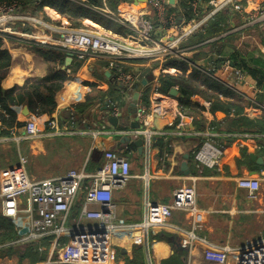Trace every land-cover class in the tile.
I'll list each match as a JSON object with an SVG mask.
<instances>
[{"label":"crops","instance_id":"1","mask_svg":"<svg viewBox=\"0 0 264 264\" xmlns=\"http://www.w3.org/2000/svg\"><path fill=\"white\" fill-rule=\"evenodd\" d=\"M71 1L96 14L114 15L130 31L124 37L115 35L89 19L83 20V27L78 28L105 32L124 43L134 55L125 60L126 68L139 75L149 71L145 77L148 87L140 85L139 100L150 108L152 115L157 113L169 123L162 131L155 132L138 121L129 100L133 90L115 83L111 62L106 58L92 57L84 61L72 58L64 69L67 56L60 68L67 72V79L56 96L57 109L52 116L42 117L44 122L56 120L61 131H51L45 123L42 134L30 140L24 137V127L7 130L1 128L0 121V190L2 172L19 167L21 158L26 161L24 170L29 178L43 181L63 177L72 170L92 174L104 164L105 153L112 151L129 159L132 175L124 187L114 191L116 217L124 221L125 227L117 229L111 238L113 264H208L204 256L209 249L229 247L239 252L247 242L264 240V181L255 201H250L247 192L237 186L238 179L254 178L264 170V133L258 128H239L236 124L240 116L251 121L264 118V41L253 36L264 26V21L255 22L253 18L264 0H239L243 10L237 11L231 6L218 13L226 21L224 32L202 43L180 44L183 51L180 57L173 52L164 53V48L175 44L174 39L167 37L165 30L158 26L147 3L102 0L101 7H92L78 0ZM190 2L175 0L171 4L169 1V11L179 22L209 16L211 0H200L196 11ZM144 10L150 13L153 26L150 42L133 37L126 26L132 15ZM25 16L33 20L24 26L18 22L17 36L3 40V48L12 57L8 75L1 83L3 91L22 86L29 79L44 78L55 65L34 51L37 45L30 41L32 36L38 40L59 39L53 28H73L68 19L49 6L35 12L26 10ZM143 48L148 51L147 55L140 53ZM226 60L245 72V78L234 88L225 85L227 75L223 64ZM174 61L189 64L187 75L197 70L230 89L231 95L219 96L224 110L212 112L208 101L200 95L184 106L180 103L178 87H174L179 92L177 96L160 93V76L182 75L171 66ZM253 69L259 71L256 78L250 73ZM85 104L87 109H80ZM115 108L119 111L117 116ZM13 109L20 122H26L32 114L27 105ZM240 111L241 115H237ZM111 116L118 119L116 125L108 121ZM138 139H143L142 149L135 144ZM205 143L223 152L220 167L207 166L197 159ZM252 155L261 158L263 163L254 160ZM184 162L189 175L182 170ZM89 185L88 179L65 224L66 233L59 246L55 248L54 236L39 241L50 243L52 256L72 243L77 235L97 227V221L80 219ZM191 185L196 189L197 205L203 212L201 223H196L192 214L175 210L166 225L149 230L141 227L151 204H170L175 190ZM21 205L28 206L26 198L21 199ZM11 221L24 231L27 215L21 213ZM18 244L24 245L20 241ZM51 254L46 262L38 264H50ZM14 262L15 257L8 256V264ZM17 264H30V261H20L18 257Z\"/></svg>","mask_w":264,"mask_h":264},{"label":"built area","instance_id":"2","mask_svg":"<svg viewBox=\"0 0 264 264\" xmlns=\"http://www.w3.org/2000/svg\"><path fill=\"white\" fill-rule=\"evenodd\" d=\"M78 2L87 4L86 0H78ZM199 2L200 0H191L194 11L198 9ZM147 5L153 10V18L158 26L165 30L167 37L174 39L175 44L170 48H164V53L173 52L176 57L183 54L179 48L180 44L188 43L192 36L202 31L215 15L231 6L237 11L243 10V5L239 0H211V11L208 17L179 22L176 16L169 11V0H147ZM25 14L26 10L16 2L0 3V37L6 39L17 36L16 24L19 22L24 26L30 23L27 22L28 20H33L27 18ZM108 17L116 21L114 15L108 14ZM253 18L255 22L264 21V5L256 11ZM149 19L150 13L146 10L137 16L132 15L126 24L131 30L130 35L141 39L142 42L152 41L153 26ZM53 30L59 39L51 37L48 40H38L37 36H32L30 41L39 46L60 48L68 57L79 61L92 57H104L111 62L110 69L114 73L116 83H121L130 90L131 86L137 82L139 73L127 69V63H125L126 59L134 55L123 42L117 41L115 36L105 32L71 27H59ZM147 52L145 48L140 51L142 55H147ZM223 67L226 70L225 85L228 88H234L245 78V72L233 67L230 60H226ZM129 100H132V95ZM207 106L210 108L211 103L208 102ZM114 114L119 115L117 108ZM137 117L145 128L153 127L152 112L141 100L137 104ZM25 123L24 137L30 140L42 134L45 123L51 131H61L56 120L50 119L44 122L42 117L33 114L26 119ZM222 155L223 152L220 149L210 143H205L197 153V159L207 166L220 167ZM25 163V159L21 158L19 167L2 172L0 190L3 217L14 221L21 213L27 215V233L21 234L20 242L35 243L54 236V246L57 248L60 239L66 233L65 224L69 220L79 193L83 190L85 181L89 179L90 185L86 188L80 219L97 221L98 225L87 230L83 228L85 232L77 235L72 243L64 246L58 252L57 258L50 264H113L111 238L117 229L122 230L125 227L124 221L116 217L114 191L124 187L132 178L129 159L108 151L105 153L104 164L92 174H87L83 170H72L63 177L43 181L31 180L24 170ZM263 181L264 170L254 178L238 179L237 186L247 192L250 201H255L259 196ZM22 198H26L28 202L25 208L21 205ZM92 205H97L98 208L92 209ZM175 210L190 213L195 217L196 223L202 222L203 212L198 208L194 185L175 190L170 204H151L141 227L149 230L164 226ZM22 230L23 228H20V233ZM235 250L229 247L221 250L209 249L204 258L208 264H264V240L247 242L244 248L239 249V252Z\"/></svg>","mask_w":264,"mask_h":264},{"label":"trees","instance_id":"3","mask_svg":"<svg viewBox=\"0 0 264 264\" xmlns=\"http://www.w3.org/2000/svg\"><path fill=\"white\" fill-rule=\"evenodd\" d=\"M3 2H16L22 9L31 10L32 12L49 6L55 9L62 17L68 19L71 26L76 29L83 27V20L89 19L104 30L115 35L124 37L130 33L121 23L102 14L93 13L89 9H84L70 0H0V3ZM86 3L92 7L102 6V0H86ZM189 19L191 20L192 18ZM225 22V18L217 15L214 19L208 21L202 31L193 35L190 39L191 42H189L193 44L202 43L208 38L219 35L221 32L223 33ZM3 40L0 37L1 128L4 127V129L8 130L22 128L26 125L25 122L18 121L17 112L13 109L22 105H27L33 115L39 117L52 116L57 109L56 96L62 90L64 82L67 79V72L60 69L67 57L65 51L60 48L37 45L34 47V51L48 62L55 64L53 65L54 67L50 65L49 73L44 78L29 79L22 86H15L10 90L3 91L1 83L7 77L12 61L8 50L3 48ZM171 66L180 70L182 75L173 76L166 74L160 76V93L164 95L169 93L172 88L178 87L181 93L180 103L182 105L187 106L191 104V99L196 95H200L211 103L210 108L212 112L217 111V109L224 110L223 108L225 107L219 100V96L231 95L230 89L197 70L187 75L189 64L186 62H179L177 64L174 61ZM250 73L256 78L259 71L257 72L256 69H253L250 70ZM87 107L88 104L81 105L80 109L85 110ZM226 113H228V110ZM237 115H241V111L237 112ZM236 124L239 128L243 126H250L254 129L258 128L259 132L264 133V118L259 121H251L240 116ZM20 238V228L10 219L0 215V253L6 251L8 252V256L19 254L20 261L28 259L30 264L46 262L49 253L48 250L44 252L42 250L50 246L48 241L44 240L41 243L24 244L25 246L27 245L24 250L23 246L18 244Z\"/></svg>","mask_w":264,"mask_h":264},{"label":"water","instance_id":"4","mask_svg":"<svg viewBox=\"0 0 264 264\" xmlns=\"http://www.w3.org/2000/svg\"><path fill=\"white\" fill-rule=\"evenodd\" d=\"M171 4H174L175 3V0H169ZM134 4H137V5H141V4H146L147 3V0H134L133 1ZM72 61V58L71 57H68L67 60H66V64L64 66V69L69 65V63ZM149 73L146 72L144 74H141L138 76V80L136 83H134L132 86H131V89L133 90V96H132V110H133V113L134 114H137V104H138V101H139V97H140V85L144 86V87H148V82L147 80L145 79V77L147 76V74ZM140 82V83H139ZM120 84V87H124L123 84L119 83ZM125 88V87H124ZM179 94L178 90L175 89V88H172L170 90V95L172 96H177ZM29 113L28 109H26L24 111V114L27 115ZM161 115L157 114V113H154L153 114V127L151 128L152 131H162L164 129L165 126L168 125V120H165V119H161ZM108 121L111 123V124H114L116 125L118 123V119L116 117H108ZM160 121H165V122H160ZM137 128L140 127L139 124H137ZM128 141H130V139L127 138ZM135 144L137 146H140L141 149L143 147V139H138ZM253 159L254 160H258L260 164H262L263 160H261V158H258L257 156L255 155H252ZM188 169V165L186 162H184L182 164V170L183 172H185L187 175H189L190 173L187 171ZM27 233V229L25 228L24 231H21V234H26Z\"/></svg>","mask_w":264,"mask_h":264},{"label":"rangeland","instance_id":"5","mask_svg":"<svg viewBox=\"0 0 264 264\" xmlns=\"http://www.w3.org/2000/svg\"><path fill=\"white\" fill-rule=\"evenodd\" d=\"M253 36L258 38L259 40H262L264 41V26H262V28L260 29V31H255L253 33ZM38 243V242H37ZM27 247V245H23V249L25 250V248ZM51 246H47L44 248V250H42L43 252L48 250V256L51 254ZM9 257H15V262L14 264H17V258L19 257V254H14L12 256H9ZM51 257H52V260H55L57 258V255H53L51 254ZM20 258V257H19ZM0 264H8V252H2L0 253Z\"/></svg>","mask_w":264,"mask_h":264},{"label":"bare ground","instance_id":"6","mask_svg":"<svg viewBox=\"0 0 264 264\" xmlns=\"http://www.w3.org/2000/svg\"><path fill=\"white\" fill-rule=\"evenodd\" d=\"M138 13V12H137ZM137 13H135V15L134 16H137L138 14Z\"/></svg>","mask_w":264,"mask_h":264}]
</instances>
